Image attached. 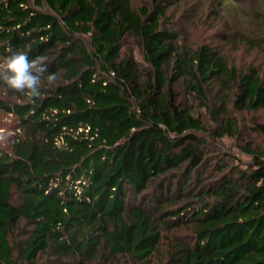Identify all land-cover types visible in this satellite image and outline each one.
Instances as JSON below:
<instances>
[{
    "label": "trees",
    "instance_id": "trees-1",
    "mask_svg": "<svg viewBox=\"0 0 264 264\" xmlns=\"http://www.w3.org/2000/svg\"><path fill=\"white\" fill-rule=\"evenodd\" d=\"M184 1L0 0V61L11 46L58 76L34 102L0 82V264H153L164 241L161 264H264V148L214 143L238 133L229 105L264 110V76L179 40ZM261 1L242 36L259 53Z\"/></svg>",
    "mask_w": 264,
    "mask_h": 264
},
{
    "label": "rangeland",
    "instance_id": "rangeland-1",
    "mask_svg": "<svg viewBox=\"0 0 264 264\" xmlns=\"http://www.w3.org/2000/svg\"><path fill=\"white\" fill-rule=\"evenodd\" d=\"M142 1L145 0H135V2ZM239 1L245 10L241 9ZM253 1L256 0H236L238 4L227 2L223 7L216 10L219 15L214 18L210 10L213 5L212 2L201 0L196 3L194 0H185L184 3H180L172 11H169L168 14H170L172 20L170 26H175V30L180 35L179 40L187 43V45H197L201 42L210 41V44L218 46L219 50L227 54L229 59L235 61L239 66L249 61H254L257 71L264 76V56H260L264 55V47L259 53L252 49L242 37L250 34L251 27L249 26L253 25V22H250L246 16L253 6ZM261 3L264 5V2L261 1ZM254 25L258 26L260 24L257 22ZM258 27L254 28V30L261 31L264 28L261 25ZM236 30H241V34L233 37V32ZM261 34L264 35V29ZM262 37L261 40H264V36ZM211 38L212 40H210ZM230 41L233 42L231 43ZM123 48L126 50L131 49L136 61L140 65L144 64L135 39H125ZM255 57L257 58L255 59ZM3 90L4 88L0 86V94H2ZM179 91H182V89L180 88ZM228 108L236 118L238 133L232 136H223L220 139L215 138L214 143L224 153H229L233 158H237V161L244 163L250 159V156L243 152L240 147L242 144L248 142L253 147L264 148V110L249 111L234 108L232 105H229ZM201 114L205 124L211 126L207 111L201 109ZM15 131L16 119L14 115L0 110V147L6 148L9 145L10 138ZM162 244L166 245V241ZM164 245H161L159 252L161 255H157V258L153 260V264H161L162 258L165 259L166 247Z\"/></svg>",
    "mask_w": 264,
    "mask_h": 264
},
{
    "label": "clouds",
    "instance_id": "clouds-1",
    "mask_svg": "<svg viewBox=\"0 0 264 264\" xmlns=\"http://www.w3.org/2000/svg\"><path fill=\"white\" fill-rule=\"evenodd\" d=\"M8 55L0 61V82L12 90L23 93L29 102L41 95L45 82L49 86L56 84L58 76L48 71V58L38 55L32 59L26 52H14L11 46Z\"/></svg>",
    "mask_w": 264,
    "mask_h": 264
}]
</instances>
